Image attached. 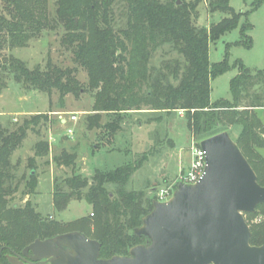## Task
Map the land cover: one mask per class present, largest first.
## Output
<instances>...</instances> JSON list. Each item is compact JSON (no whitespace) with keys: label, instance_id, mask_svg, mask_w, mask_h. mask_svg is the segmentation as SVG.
<instances>
[{"label":"trees","instance_id":"trees-1","mask_svg":"<svg viewBox=\"0 0 264 264\" xmlns=\"http://www.w3.org/2000/svg\"><path fill=\"white\" fill-rule=\"evenodd\" d=\"M264 0H259L257 10ZM56 18H51L48 0H0V52L5 47L22 48L45 30L60 22L65 28L64 43L72 51L74 61L88 73V91L93 94L89 127L104 130L111 143L122 130V115L141 111L144 107L158 113L184 112L187 129L199 144L203 140L241 128L235 142L264 186V129L257 111L264 110V72L253 75L243 64L231 81L233 100L211 101V80L231 70L228 59L210 64V43L236 29L245 40L237 42L251 48L253 41L245 33L252 25L242 24V14L230 6V0H209L212 13L228 17L210 28L197 27L193 13L202 0L179 5L177 0H57ZM120 15L117 17L116 12ZM169 46L180 58L151 64L153 55ZM11 68L16 80L42 92H59L79 97L83 87L73 69H61L48 62L45 69L28 70L14 60ZM260 85V90H251ZM112 113L113 121L101 125V114ZM39 118L25 121L16 132L5 134L0 127V264H10L7 256L21 253L37 239L81 232L101 244L100 257L126 256L129 250L144 244L134 234L142 219L153 210L155 198L143 190L130 189L133 175L147 160L104 172L96 169L91 178L72 176L64 184H55L53 205L64 212L73 200H85L93 218L63 224L44 218L30 201L25 206H10L9 198L19 190L20 180L14 174L11 158L26 137L29 126ZM37 156L48 153V144H38ZM63 162L72 165L74 158L65 154ZM33 172L27 181L28 195L38 185ZM24 179V176L21 178ZM264 216V204L249 217ZM250 226V225H249ZM251 244L264 245V222L250 226Z\"/></svg>","mask_w":264,"mask_h":264},{"label":"rangeland","instance_id":"rangeland-1","mask_svg":"<svg viewBox=\"0 0 264 264\" xmlns=\"http://www.w3.org/2000/svg\"><path fill=\"white\" fill-rule=\"evenodd\" d=\"M57 0H48L51 18H56ZM179 5L191 4L195 0H177ZM259 0H230V6L236 13L242 14V24H251L252 29L245 35L250 36L253 45L247 48L236 43L245 40L241 29H236L210 43V64L228 59L231 70L211 80V101L233 100L231 81L239 74L243 64L253 75L264 72V1L255 10ZM2 8V4L0 3ZM119 17V11L116 12ZM226 14L212 13L209 0H202L193 13L197 27L210 28ZM65 28L60 22L53 29L45 30L40 36L29 41L22 48L5 47L0 52V127L5 134L16 132L25 121L39 118L27 130L20 147L13 153L11 162L14 174L20 180L19 190L9 198L10 206L23 207L30 201L44 218H50L63 224L82 218H93L92 207L85 200H73L64 212H57L53 205L55 184H64L72 176L91 178L96 169L104 172L137 162L147 157L143 167L132 177L130 189L143 190L149 198L158 196V192L171 187L189 164L190 136L186 125L185 113H158L144 107L141 111H132L122 115V130L107 143L104 130L92 129L90 121L94 98L88 91V73L74 61L72 51L64 43ZM180 58L169 46L159 49L152 57L151 64L160 66L161 62ZM14 60L20 61L28 70L45 69L50 61L61 69H73L74 77L83 87L77 98L67 95L62 98L58 91L42 92L17 81L11 68ZM260 85L251 91H259ZM264 125V110L257 111ZM75 116L77 119L71 121ZM115 115L102 113L100 124L113 121ZM66 120L67 122H62ZM264 128V127H263ZM72 130V133L69 131ZM241 128H231V138L237 140ZM264 137V129L261 131ZM192 140L195 139L192 137ZM192 141V142H193ZM48 144V153L37 156L38 144ZM196 143V141H195ZM259 152L264 158V149ZM66 155L72 156V165L58 164ZM32 161L36 167L38 185L35 194L28 195L27 181L33 172ZM181 163V164H180ZM177 166L179 171L177 172ZM177 172V173H176ZM24 176V179H21ZM264 216L249 217L248 224L256 226Z\"/></svg>","mask_w":264,"mask_h":264},{"label":"water","instance_id":"water-1","mask_svg":"<svg viewBox=\"0 0 264 264\" xmlns=\"http://www.w3.org/2000/svg\"><path fill=\"white\" fill-rule=\"evenodd\" d=\"M179 4V2H178ZM206 168L194 185L180 183L167 202H153L134 234L145 239L126 256L100 257L101 244L81 232L37 239L10 264H264L251 244L246 215L264 204V186L224 131L200 142Z\"/></svg>","mask_w":264,"mask_h":264},{"label":"built area","instance_id":"built-area-1","mask_svg":"<svg viewBox=\"0 0 264 264\" xmlns=\"http://www.w3.org/2000/svg\"><path fill=\"white\" fill-rule=\"evenodd\" d=\"M77 117L73 116L71 121H75ZM67 122L66 120H63ZM72 133V130L69 131ZM191 160L188 164L186 171H182L178 176L176 183L168 188H165L158 192L157 201L167 202L172 196L174 191L177 189L180 183L187 185L196 184L204 175L206 168V153L202 150L200 143L198 144L195 141L192 142L191 148Z\"/></svg>","mask_w":264,"mask_h":264},{"label":"crops","instance_id":"crops-1","mask_svg":"<svg viewBox=\"0 0 264 264\" xmlns=\"http://www.w3.org/2000/svg\"><path fill=\"white\" fill-rule=\"evenodd\" d=\"M62 122H64V121H62ZM188 132H189V131H188ZM189 136H190V137H189V138H190V139H189V140H190V144H189V153H188L189 155H188V156H189V159L191 160V151H190V148H191V145H192V141H193V140H192V136H191L190 132H189ZM189 162H190V161H189ZM180 164H181V163H180ZM178 169H179V168H178V166H177V172L180 170V169H179V170H178ZM177 172H176V173H177Z\"/></svg>","mask_w":264,"mask_h":264}]
</instances>
